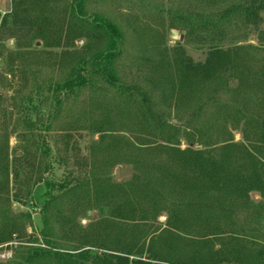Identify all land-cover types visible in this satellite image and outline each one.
<instances>
[{
	"label": "rangeland",
	"instance_id": "rangeland-1",
	"mask_svg": "<svg viewBox=\"0 0 264 264\" xmlns=\"http://www.w3.org/2000/svg\"><path fill=\"white\" fill-rule=\"evenodd\" d=\"M25 1L0 0V230H4L2 216L8 213L17 217L15 233L20 235L0 245V264H27V254L48 250L43 229L59 253L81 246L135 253L147 234L158 237L172 221L170 210L159 209L142 225L121 224L109 218L110 208L104 204L80 208L66 198L53 203L44 217L41 209L47 174L36 141L50 146L52 162L60 161L51 175L55 183L67 174L81 181L109 177L113 183H123L130 176L121 178L119 171L136 170L155 185L168 183L167 190H160L168 207L187 202L184 199L192 198L194 191L206 197L222 194L213 187L207 191L189 189L193 179L185 168L167 153L149 150L162 142H152L157 140L149 136L150 127L140 123L146 110L123 106L132 99L111 88L107 77L92 78L84 87L66 94L58 106L53 89L71 77L72 69L109 49L110 36L101 28L108 23L119 34L115 42L120 56L112 69L121 86L145 94L152 112L163 115L167 126L175 121L188 131L199 127L205 132L203 141L215 147L223 146L228 135L232 141L227 143L246 146L251 137L243 123L235 129L229 112L221 119L214 111L217 106L237 108L243 101L251 111L264 109V15L258 27L246 24L237 14L219 18L240 0H83V15L77 21L68 0H32L42 13L35 8L30 20L46 21L44 32L38 34L34 26L28 28L23 22L22 4L15 8ZM4 17L7 21L2 27ZM71 20L79 33L72 32ZM66 25L70 31L65 37ZM54 27H60L61 34ZM214 46L239 50L232 77L229 65L227 70L221 65L215 71L217 77L224 75L220 80L212 73L204 83L199 75L196 80L188 79V84L182 83L181 64L190 59L196 68L204 67L206 54ZM90 68L89 64L82 76L88 78ZM198 109L201 112L194 115ZM187 147L183 141L180 149ZM192 147L204 150L198 144ZM180 186H187V190ZM227 188L231 193L240 191L232 185ZM248 194L250 205L237 210L231 219L245 231L243 238L264 247V198L259 192ZM165 245L162 240L153 241V254Z\"/></svg>",
	"mask_w": 264,
	"mask_h": 264
},
{
	"label": "trees",
	"instance_id": "trees-1",
	"mask_svg": "<svg viewBox=\"0 0 264 264\" xmlns=\"http://www.w3.org/2000/svg\"><path fill=\"white\" fill-rule=\"evenodd\" d=\"M68 1L70 9L75 14L74 20H80V15H83V0ZM25 2L17 3L15 8L22 4V8L19 11L22 13L21 18L25 19L23 22L28 24V28L34 26L37 33L42 34L46 24L45 19L40 18L41 21H38L34 17L30 20V12H36L34 9L39 7L38 11L42 13L41 7L37 3L32 4V0H26ZM65 14L66 12L64 16ZM236 14L246 24L258 27L263 23L264 0H240L236 6L222 11L219 14V18L227 19ZM6 21L7 18L4 17L1 21L2 27L6 24ZM69 25H74L72 20ZM66 26L65 37L70 31L69 26ZM101 28H105L110 36L112 43L109 49L95 60L86 61L72 69L71 77L53 89L56 106L65 98L66 94H72L76 88L84 87L92 78L102 77L105 79L107 77V84L111 88H117L118 91L122 92L121 94L127 93L132 99L124 101L123 106L130 105V108L137 106L146 110L145 113H141L140 123L150 127L148 130L149 136L152 140L153 138L157 140L152 142H162L149 150L167 153L173 160L177 161V165L180 164L181 167L185 168L193 179L191 186H188L189 189L192 187L207 191L213 187L220 189L222 194H217L215 197H206L205 195L194 193V191L192 198L189 200L184 199L187 202L179 201L168 207L166 206L168 205L167 200L160 191L167 190L168 183L159 181L155 185L153 180L151 182L144 179L143 174H139L136 170L134 172L138 175L128 177L123 183H113L109 177L101 179L93 177L92 180L81 181L77 178L74 179L71 174H67L66 178L55 183L51 175L53 174L52 171H54V165L58 166L60 161L56 162L54 160L52 162L50 146L45 142L40 144L36 141L35 144L40 152L39 157L42 160L41 165L44 173L47 174V177L44 178L46 200L41 209L44 217L50 211L49 209L53 203L58 202L60 198H66L72 199L73 204L75 203L74 206L80 208L86 205L95 204L99 206L104 204L110 208L109 218L121 224L134 222L142 225L152 219L151 215L155 214L159 209L170 210L172 221H170L171 224L167 222L169 229L166 231L161 230L157 234L158 237L148 236L147 234L142 246H138L135 253H131V251L130 253H121L115 247L104 249L101 246H81L70 252L59 253L50 243L47 230L43 229V243L48 250H33L32 253L27 254L26 263L264 264V247H259L255 242L243 238L245 231L242 228L238 229L235 222L231 219L237 210L247 208L250 205L247 203L248 193L259 192L264 198V109L251 111L248 108V104L244 101L237 108L233 106L215 107L214 115L216 117L226 118L230 113V124L233 128L237 129L239 124L243 123L244 129L250 133L251 137V140H247L249 143L246 146L227 143L228 140L232 141L231 135H228L229 139L223 143V146L215 147L214 144L209 142L206 144L203 141L205 132L199 127L196 129L191 127V130L188 131V129H183L177 123H174L173 126H167L163 115L152 112L149 99L145 94L136 88L129 89L118 83L117 78L113 75L112 67L120 56V47L115 42L119 34L115 27L108 23L101 25ZM53 29L60 34L62 32L60 27L58 30L55 27ZM72 30L73 33H79V27L75 28L73 26ZM57 44L60 45L59 38ZM238 54L239 50H222L214 46L206 54L204 67L196 68V65L190 59L186 60V63L181 64L180 67L183 72L181 73L179 70L180 78L184 79L182 83L188 84V81L194 78L196 80L198 77L196 75L202 77L200 80L204 83L212 73L215 80H220L224 75H221V78L217 77L215 76L217 73L215 71L219 67L221 68V65H223L225 70H227L225 66L229 65L230 72L228 73L229 77H232V69L234 65L236 66ZM89 64L91 68L88 70V78H86L82 76V73L87 70ZM199 112H201V109L196 110L193 114L195 115ZM199 115L201 114H197V117ZM252 140L254 141L250 142ZM183 141L190 148L187 147L181 150L180 146ZM195 144L203 146L204 150H194L192 146ZM143 149H140V153ZM0 161L2 162L1 158ZM154 173L152 175L156 174ZM229 185L238 187L240 191L238 190L235 193L228 192L227 187ZM181 188L186 189L187 186H182ZM179 199L183 200L181 196ZM242 199L245 200L242 204H239ZM2 217L1 228H4V230H0V245L10 243L12 236L15 234H17L16 238L20 236L15 233L18 228L15 225L17 217L11 214L9 216L8 213L3 214ZM152 225L154 223L149 225V227L152 228ZM236 228L240 231L236 230ZM156 240H162L167 245H165V249L153 254L152 244Z\"/></svg>",
	"mask_w": 264,
	"mask_h": 264
},
{
	"label": "water",
	"instance_id": "water-1",
	"mask_svg": "<svg viewBox=\"0 0 264 264\" xmlns=\"http://www.w3.org/2000/svg\"><path fill=\"white\" fill-rule=\"evenodd\" d=\"M173 123H176V122L173 121ZM118 174L120 175L121 178H125V177H128V176H133V175H138L136 172L131 171V170L119 171Z\"/></svg>",
	"mask_w": 264,
	"mask_h": 264
}]
</instances>
